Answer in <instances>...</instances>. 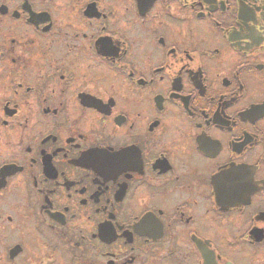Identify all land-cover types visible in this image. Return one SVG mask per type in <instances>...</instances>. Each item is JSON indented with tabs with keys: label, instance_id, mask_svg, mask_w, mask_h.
Here are the masks:
<instances>
[{
	"label": "flooded vegetation",
	"instance_id": "1",
	"mask_svg": "<svg viewBox=\"0 0 264 264\" xmlns=\"http://www.w3.org/2000/svg\"><path fill=\"white\" fill-rule=\"evenodd\" d=\"M0 264H264V0H0Z\"/></svg>",
	"mask_w": 264,
	"mask_h": 264
}]
</instances>
